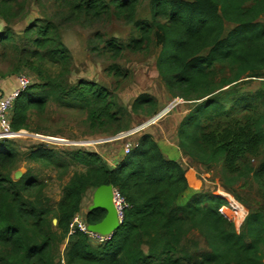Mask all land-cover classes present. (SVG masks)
I'll return each instance as SVG.
<instances>
[{"label":"trees","instance_id":"16d2710c","mask_svg":"<svg viewBox=\"0 0 264 264\" xmlns=\"http://www.w3.org/2000/svg\"><path fill=\"white\" fill-rule=\"evenodd\" d=\"M55 1L60 13L92 22L113 15L135 28L138 36L128 44L106 40L100 32L89 40L97 43L92 50L110 53L114 61L126 50L160 47L156 68L162 82L173 97L190 104L177 129L178 147L206 168L219 166L221 181L231 190L241 181L254 182L260 206L249 210L238 230L221 212L228 204L221 196L196 193L179 205L189 187L185 171L150 133L142 134L114 167L95 151L33 146L26 157L62 170L61 178L72 166L85 168L73 172L62 198L51 205L39 173L26 171L15 178L16 149L11 141L0 140V264H264V161L252 163L264 149V89L241 92L234 86L246 77H264V0H149L146 20L137 17L141 0ZM20 7L19 0H0V18L6 23L0 32L2 56L8 59L12 53L17 70L28 68L43 82L16 98L12 129H31L32 116L56 102L85 113L91 132L122 131L113 90L86 79L68 85L59 77L44 76L36 63L51 58L68 72L69 51L51 18H36L17 31L13 23ZM219 66L229 74L218 77ZM108 71L117 87L127 77L117 62ZM157 107L143 93L131 109L151 114ZM108 184L121 192L127 207L111 238L93 244L88 234L73 232L71 223L88 189ZM222 195L233 207L230 212L226 207V214L242 217V206ZM105 215L103 209L88 210L85 220L96 224Z\"/></svg>","mask_w":264,"mask_h":264},{"label":"rangeland","instance_id":"374dc122","mask_svg":"<svg viewBox=\"0 0 264 264\" xmlns=\"http://www.w3.org/2000/svg\"><path fill=\"white\" fill-rule=\"evenodd\" d=\"M19 2L23 4V7L22 9L20 7L21 13L13 23L17 31L36 18H51L60 28L62 41L69 51L68 72H64L62 62L51 58L37 62L36 64L41 67L44 76L59 77L68 85L76 84L80 79H86L113 90L116 107L121 115L123 130L120 132H91L87 125L85 113L78 109L61 107L56 102H50L44 113L32 116L31 129L16 131L18 133L16 137L0 139L11 141L16 149L18 162L11 169L14 175L17 171L21 172L22 175L26 171L39 173L40 178L46 184L45 195L50 199V204L55 205L62 198L63 188L73 172H82L85 168L81 165L72 166L69 174L61 178L62 170L44 168L26 157L25 153L33 146L45 144L56 147L61 152H70L73 149L102 152L103 157L113 163L115 160H120L121 153L126 154L125 147L128 143L132 147L135 146L139 137L144 133H155L163 128L164 132L160 131L159 134L162 140L173 142L172 140L177 136L175 131L178 129V124L188 112L190 104L180 97H173L162 82L156 68V58L160 52V47L151 44L147 51L139 53L126 50L121 58L114 61L110 53L92 50L97 43L93 45L89 40L97 32H100L106 40L115 38L123 44H128L138 36V32L131 24L113 15L92 22L83 16L74 17L70 12L63 11L60 13L55 0H19ZM137 17L143 20L149 19V0H141ZM5 26L6 23L0 18V32ZM230 28L232 26L228 24L227 29ZM102 46L103 44L100 43V48ZM2 53L3 50L0 45V83L6 81L17 83L20 76L27 77L30 86L43 82L36 72L28 68L22 67L17 70L12 53L8 59H4ZM115 62L123 71L127 72V77L119 79L120 85L118 87L117 79L108 71L109 66ZM228 74L227 68L218 67V77ZM234 86L241 92H254L258 89H264V77H246L238 81V84L235 85L234 83ZM143 93L150 94L157 102L158 107L151 114L132 112L133 102ZM12 109L9 112L10 118ZM47 138H57L65 140V142L51 143ZM177 161L183 167L189 183L188 189L178 198L179 205L185 204L196 193L231 196L245 210L244 215L240 218L227 217L224 209L228 207L226 210H233L232 203L227 199L228 204L222 207V211L230 221L234 222L238 230L249 210L252 207L260 206L259 198L256 196L258 186L254 182L243 185L241 181L235 184L231 190L222 183L219 166L206 168L184 155L182 151L178 155ZM263 161L264 149L258 158L252 160V163L258 166ZM110 163L108 165L112 166ZM92 193L91 190L85 195L82 215L87 211V206L92 204ZM237 212L235 210V213ZM78 214L80 215V212ZM64 246L65 243L62 248Z\"/></svg>","mask_w":264,"mask_h":264},{"label":"built area","instance_id":"2783aa9c","mask_svg":"<svg viewBox=\"0 0 264 264\" xmlns=\"http://www.w3.org/2000/svg\"><path fill=\"white\" fill-rule=\"evenodd\" d=\"M30 87V81L25 76H20L18 78L17 85L15 88L8 94L1 96L0 95V139L2 138H12L16 137L18 133L14 131L11 127L9 112L13 108L14 102L16 98L24 91H26ZM51 143H56L57 141L65 142V140H60L57 138L49 139ZM48 141V142H50ZM53 141V142H52ZM132 148L131 144H127L125 147V153L127 154ZM113 204L116 209V213L119 219V222L122 223L124 219L125 209L127 207L126 200L121 192L113 187ZM223 198L227 199L225 196ZM221 212L223 213L222 209ZM88 223L86 220L82 219L79 214H76L71 223V230L74 232L76 230L82 231L89 235V237H93L98 243H104L111 238L110 235H100L98 233H94L89 231Z\"/></svg>","mask_w":264,"mask_h":264},{"label":"water","instance_id":"95a60500","mask_svg":"<svg viewBox=\"0 0 264 264\" xmlns=\"http://www.w3.org/2000/svg\"><path fill=\"white\" fill-rule=\"evenodd\" d=\"M47 139H51V138H47ZM21 176H22L21 172L17 171L15 173V178H20ZM112 191H113V186L110 184L99 186L94 190L92 204L89 206V211L95 209H103L106 211V215L102 219V221L96 224H89L88 225L89 231L98 233L100 235H110V234L113 235L120 227L121 223L119 222L116 209L112 201L113 198ZM216 196H220V195H216ZM54 223L55 224L57 223L56 219L54 220Z\"/></svg>","mask_w":264,"mask_h":264},{"label":"crops","instance_id":"0c3cea01","mask_svg":"<svg viewBox=\"0 0 264 264\" xmlns=\"http://www.w3.org/2000/svg\"><path fill=\"white\" fill-rule=\"evenodd\" d=\"M2 84H3V87H2ZM17 85V83H15V81H6V82H3V83H0V89H1V96H3V95H6V94H8V93H10L14 88H15V86ZM166 114V113H165ZM180 123V122H179ZM179 125V124H178ZM162 130H157L155 133H151L152 135H153V137L155 138V140L157 141V143H158V145L160 146V148L162 149V151L164 152V154L168 157V158H170V159H173V160H176L177 161V157H178V155L181 153V150H180V148L178 147V137L176 136V138L175 139H173L172 141L173 142H168V141H165V140H162V137L159 135L161 132L160 131H163L164 132V130H163V128H161ZM177 133V130L175 131V134ZM138 141V140H137ZM137 143V142H136ZM124 151V150H123ZM97 153H99L102 157L104 156L103 155V153L102 152H97ZM124 155L125 154H122L121 153V158H120V160H115L113 163L111 162H109L108 160H106L104 157V159L108 162V163H110V164H112V166L111 167H114V166H116V164H118L121 160H122V158L124 157ZM92 190V199H93V194H94V190L95 189H93V188H90V189H88V191L86 192V193H88L89 191H91ZM84 201H85V196H84V198H83V200H82V205L81 206H83V203H84ZM91 204H89L88 206H87V211L89 210V206H90ZM82 211H83V207H81V211H80V217L82 218V219H84L85 220V216H86V213H87V211H85V213L82 215L81 213H82ZM90 241L93 243V244H98L97 243V241L93 238V237H91L90 236Z\"/></svg>","mask_w":264,"mask_h":264},{"label":"bare ground","instance_id":"6f19581e","mask_svg":"<svg viewBox=\"0 0 264 264\" xmlns=\"http://www.w3.org/2000/svg\"><path fill=\"white\" fill-rule=\"evenodd\" d=\"M227 212H230V209L226 210ZM226 211H224V213L226 214ZM226 216L228 217V215L226 214Z\"/></svg>","mask_w":264,"mask_h":264}]
</instances>
